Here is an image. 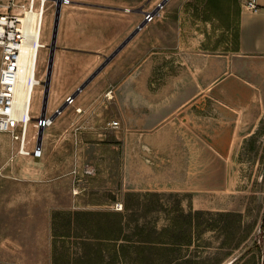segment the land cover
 Here are the masks:
<instances>
[{"label": "rangeland", "instance_id": "1", "mask_svg": "<svg viewBox=\"0 0 264 264\" xmlns=\"http://www.w3.org/2000/svg\"><path fill=\"white\" fill-rule=\"evenodd\" d=\"M159 1L71 0L63 8L49 113L66 103L65 99L145 20L146 16L137 11L152 12ZM236 1L242 7L243 0ZM12 2L18 7L26 0H0L4 5ZM160 11L162 15L155 17L154 23L149 22L150 33L167 35L164 45L168 47L160 50L171 56L167 54L169 58L155 66V81H164L181 71L185 49L221 53L234 47L236 30L226 31L208 0H168ZM55 13V6L49 2L41 34L43 45L51 41ZM132 44L45 131L40 162L29 157L21 159V143L10 134L0 133V264H84L90 259L91 264H122L114 257L113 242L95 238L116 235L105 232V218L83 216L80 227L74 222L67 228L70 214L78 211L124 215L123 236L130 240L131 255L127 262H133L136 245L157 241L156 231L169 230L174 222L182 230V241H186L185 236L189 239L193 217L200 211L202 214L194 220V227L199 220L205 230L199 240L197 233L190 248L166 246L168 251L159 258L161 264L177 259L181 260L174 264H264V111L247 127V136L238 141L223 186L199 187L193 193L158 191L156 186L148 187V191L135 190L126 178L128 130L119 105L125 97L120 90L122 80L133 63L143 60L142 54L129 56ZM47 58L48 50L40 48L38 80L44 78ZM42 90V86L34 89L32 116L40 113ZM76 106L82 108L81 114ZM113 121H119L120 126L112 128ZM35 135L31 124L26 151L33 149ZM48 150L54 151L50 158ZM130 192L136 196L129 199ZM146 193L157 195L146 197ZM128 200L131 209L126 212ZM118 204L122 210H116ZM228 213L233 215L225 216ZM226 226L235 233L229 232V239L223 231ZM93 229L95 234L90 232ZM246 234H250L249 239L238 245ZM159 239L172 242L168 232Z\"/></svg>", "mask_w": 264, "mask_h": 264}, {"label": "crops", "instance_id": "2", "mask_svg": "<svg viewBox=\"0 0 264 264\" xmlns=\"http://www.w3.org/2000/svg\"><path fill=\"white\" fill-rule=\"evenodd\" d=\"M259 5L257 12L241 7L238 51L185 49L181 71L164 81L154 80V70L169 58L160 50L167 35L151 34L148 23L132 39L129 56L143 60L122 80L119 105L128 130L126 178L135 190L193 193L224 185L238 141L264 111V0ZM30 150L20 158L34 159Z\"/></svg>", "mask_w": 264, "mask_h": 264}, {"label": "built area", "instance_id": "3", "mask_svg": "<svg viewBox=\"0 0 264 264\" xmlns=\"http://www.w3.org/2000/svg\"><path fill=\"white\" fill-rule=\"evenodd\" d=\"M37 1L38 5H36ZM49 2L55 6L56 12L59 7L63 10L65 6L71 4V0H63L61 4L58 0H26V3L18 7H15L14 2L7 5L0 3V133L10 134L14 140L19 141L21 143L20 153L26 154L28 153L26 151L27 137L32 124L36 129V135L33 138L35 141L34 150L30 152V155L33 156L36 162L38 152L40 160L43 153L44 141L39 148L41 132L44 133V131H47L53 125L54 120L52 117L54 112H48L49 101L46 94V86L44 85V80L47 79L46 74L43 80H38L36 78V71L34 76L27 78L25 89L21 87V78L25 73L23 72V49L30 44L36 49L42 48L38 44ZM159 5L160 3L152 10V13H156L157 15L148 16V22H152L155 17L160 15V10L163 7L157 13ZM242 9L250 12L259 11V0H243ZM55 21L56 15L53 17V24ZM37 29L38 35L36 33ZM52 37L53 33L51 39ZM36 38L37 40H35ZM28 85L33 87L32 95L35 87H43L41 109L38 116L31 115L32 106L30 103L26 112H24L23 104L26 99V88ZM46 100L47 106H45ZM65 101L69 106L75 104V99H71V96L67 97ZM77 112H81V109H77ZM42 117H44L43 121ZM111 126L112 128H118L119 122L115 121L111 123ZM122 209V205L118 204L116 210Z\"/></svg>", "mask_w": 264, "mask_h": 264}, {"label": "trees", "instance_id": "4", "mask_svg": "<svg viewBox=\"0 0 264 264\" xmlns=\"http://www.w3.org/2000/svg\"><path fill=\"white\" fill-rule=\"evenodd\" d=\"M208 4L211 10H213V13L215 15V17H218L219 20H222L225 25H226V31L228 33H231L234 29L236 30V35L233 36L235 37V44L234 47L232 49H228L229 51H238L239 49V45H240V19H241V5L238 3V1L236 0H208ZM205 21H208V19H206ZM227 50V51H228ZM146 197H150L152 195H157L156 193H146L145 194ZM127 196L129 197V199L131 198V196H136V194L130 192L127 194ZM125 211H129L131 209L130 206V202L129 200L125 202V207H124ZM196 218L193 217V228L190 229L189 232V239L186 238V241H182V237L179 234L182 230L180 228H178L177 224L174 222L173 227L169 230L166 229H162L161 231H156L157 235H158V239L157 241H141L139 243V245H136L135 249L137 250V253L135 255V258L133 260V262H127V258H129L131 255L129 254V243L130 240H128V237H126V235L123 236V232H124V228L125 226L123 225V218L124 215H122L121 213H101V212H90V213H86V212H74L73 214H70L69 216V221L66 222L68 223V227L70 228L72 225L71 223L76 222V224L78 225V227H80L82 225L81 223V217L83 216H93V217H103L106 219V231L105 232H115V236L113 238H104V237H99L98 235L95 236V238L97 239H103L105 241H107L109 244H115L114 246V257L116 260H118L120 263L122 264H128V263H133V264H161L160 263V256L162 253H165L166 251H168L166 246H172L173 248L176 247H187L190 248L193 243L195 237H197V233H198V240L201 236V234L203 233V231L201 229V223L198 220V223H196V226L194 227V220L196 222V219L198 218L197 216L201 215L202 212L200 211H196L195 213ZM223 215V214H220ZM232 213H228L225 216H232ZM240 220H242V215L239 214L238 215ZM117 218L119 220H117L116 222H114V220H112V218ZM112 220V221H111ZM192 224V223H191ZM75 227V226H74ZM109 227H111V229H109ZM262 227L264 228V220H263V225ZM82 229H84V227H82ZM223 231L227 234V238L229 239V232H232L233 234H235L229 226L223 227ZM93 234H95L96 229H93L92 231ZM169 233L172 242L171 243H167L166 241H162L159 239L160 237H163L165 233ZM250 237V234H246L243 237V240H241L238 245H240L241 243L246 242ZM124 240L126 241V243H119V241ZM226 241V240H225ZM227 242V241H226ZM225 242V243H226ZM169 244V245H168ZM251 248H248V251H250ZM98 253L102 254L103 251L102 249L99 250L97 249ZM171 252H175V249H171ZM94 260V259H93ZM181 259H177L176 261H172L169 264H174L175 262L179 261ZM92 263V259L85 261L84 264H91ZM75 264H81L80 262H75ZM108 264H113V263H108Z\"/></svg>", "mask_w": 264, "mask_h": 264}, {"label": "bare ground", "instance_id": "5", "mask_svg": "<svg viewBox=\"0 0 264 264\" xmlns=\"http://www.w3.org/2000/svg\"><path fill=\"white\" fill-rule=\"evenodd\" d=\"M58 2L61 4L63 2V0H58ZM32 21V17L30 18ZM61 21H62V9L59 7L57 12H56V21L53 24V37L51 39V41L49 42L48 45H43L41 43V37L39 39V46H41L42 48H45L48 50V58H47V64H46V69H45V74L47 79L44 80V85L46 86V94L49 100V97H51V93H52V86H53V78H54V70H55V65H56V56H57V52L58 50H60L59 47V36H60V29H61ZM43 27V26H42ZM52 32V31H51ZM37 35H38V29H37ZM42 34V29L41 32ZM41 36V35H40ZM38 38V37H37ZM37 38L35 40H37ZM39 49H36L34 47H32V44L28 45L26 48L23 49V56H24V62H23V67L24 70L23 72L24 75H22L23 77L21 78L22 84L21 87L24 88L26 86V81L27 78L30 76H34L37 70V65H38V58H39ZM37 80V79H35ZM25 89V88H24ZM32 86H27L26 88V99L25 102L23 104L24 107V112H26V110L28 109V104L30 103V105H32ZM45 106H47V100L45 102ZM44 117H42V121H43ZM44 135H45V131L44 133L41 132L40 135V143H39V148L41 146V143L44 141ZM40 151V149H39ZM40 155L39 152L37 154V162H40Z\"/></svg>", "mask_w": 264, "mask_h": 264}, {"label": "water", "instance_id": "6", "mask_svg": "<svg viewBox=\"0 0 264 264\" xmlns=\"http://www.w3.org/2000/svg\"><path fill=\"white\" fill-rule=\"evenodd\" d=\"M168 0H163L160 5L157 7V13L161 7L166 6ZM124 11H129L127 9H123ZM138 13L144 14L146 19L133 31L127 39L108 57L105 58V61L102 65L75 91L73 95H71V99H76L82 91H84L88 85L114 60L118 54L136 37V35L148 24L147 17L156 13L152 12H144L143 9H139ZM157 15V14H156ZM68 107L67 103H64L53 115V120L57 119Z\"/></svg>", "mask_w": 264, "mask_h": 264}, {"label": "flooded vegetation", "instance_id": "7", "mask_svg": "<svg viewBox=\"0 0 264 264\" xmlns=\"http://www.w3.org/2000/svg\"><path fill=\"white\" fill-rule=\"evenodd\" d=\"M164 7H165V6H164ZM164 7H163V8H164ZM148 23H149V22H148Z\"/></svg>", "mask_w": 264, "mask_h": 264}]
</instances>
